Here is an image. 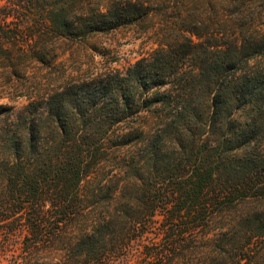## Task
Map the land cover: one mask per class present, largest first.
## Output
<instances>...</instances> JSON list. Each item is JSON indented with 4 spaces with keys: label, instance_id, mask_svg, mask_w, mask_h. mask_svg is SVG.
Returning a JSON list of instances; mask_svg holds the SVG:
<instances>
[{
    "label": "trees",
    "instance_id": "16d2710c",
    "mask_svg": "<svg viewBox=\"0 0 264 264\" xmlns=\"http://www.w3.org/2000/svg\"><path fill=\"white\" fill-rule=\"evenodd\" d=\"M94 1L5 0L0 63L51 68L151 14ZM182 38L0 106V264H264V48Z\"/></svg>",
    "mask_w": 264,
    "mask_h": 264
},
{
    "label": "rangeland",
    "instance_id": "374dc122",
    "mask_svg": "<svg viewBox=\"0 0 264 264\" xmlns=\"http://www.w3.org/2000/svg\"><path fill=\"white\" fill-rule=\"evenodd\" d=\"M4 1L0 0V6ZM109 1L113 0L94 2L105 8ZM123 1L144 2L150 6L151 14L138 25L91 36L83 45L58 42L55 45L57 61L51 68L25 62L13 70V64L7 68V63H0V106L7 109L6 116L16 120L30 103L23 94L35 97L39 95L40 88L49 89L51 84L55 89L67 81L90 82L106 73L125 75L159 44L183 39V31H194L214 44L224 45L239 40L241 43H258L264 48V0ZM251 65L264 69V49ZM19 69L25 71L19 72ZM149 121L152 119L148 117L147 123ZM108 171L111 170L108 168ZM251 204L264 208V201Z\"/></svg>",
    "mask_w": 264,
    "mask_h": 264
}]
</instances>
